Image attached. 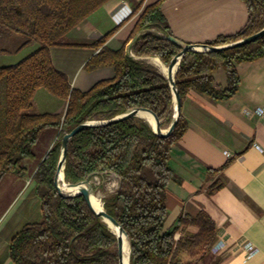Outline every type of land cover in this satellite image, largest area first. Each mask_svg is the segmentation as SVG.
<instances>
[{"label": "trees", "instance_id": "trees-1", "mask_svg": "<svg viewBox=\"0 0 264 264\" xmlns=\"http://www.w3.org/2000/svg\"><path fill=\"white\" fill-rule=\"evenodd\" d=\"M107 1L0 0V40L2 34L20 33L25 40L17 50L37 44L17 63L0 67V181L5 175L25 171L24 162L34 158L33 147L43 130H59L32 175L41 217L24 224L12 238L8 252L14 264H118L116 236L107 224L95 216L83 196L63 197L55 188L61 137L82 122L110 119L132 107L153 111L160 127L170 123L173 102L167 79L152 64L130 56L125 44L116 49L104 45L113 31L90 43L64 42L70 29ZM165 1L157 0L140 13L135 33L143 32L133 43L132 53L158 57L166 66L181 47L164 37L172 35L162 11ZM241 1L247 10L244 25L204 44L231 43L264 27V0ZM63 45L97 49L84 69L112 67L113 77L97 81L86 91L73 88L50 58L49 49ZM262 56L264 36L223 50L186 52L174 76L180 99L189 90L216 100L232 96L239 85L236 64ZM220 68L226 72L224 87L214 84L213 73ZM39 88L64 100L65 110L34 112L33 97ZM185 129L180 115L171 134L160 137L144 119L130 117L83 129L68 141L66 187V182L77 183L95 172L114 173L118 178L117 190L103 197L102 205L126 232L129 264H218L211 254L215 222L207 211L180 215L170 229H164L165 190L173 178L168 165L170 148ZM217 188V183L212 184L209 192Z\"/></svg>", "mask_w": 264, "mask_h": 264}, {"label": "crops", "instance_id": "crops-1", "mask_svg": "<svg viewBox=\"0 0 264 264\" xmlns=\"http://www.w3.org/2000/svg\"><path fill=\"white\" fill-rule=\"evenodd\" d=\"M155 1L108 0L70 29L64 36L69 41L64 42L90 43L113 31L104 45L116 49L125 44L126 50L137 34L135 26L140 13ZM162 11L171 34L184 43H204L219 35L233 34L247 18L241 0H166ZM96 52L97 49L82 45L49 49L53 66L81 91L114 75L112 67L84 70V64ZM130 54L150 64L148 59L154 58L134 56L132 46ZM236 71L239 85L232 96L216 100L189 90L181 100L180 115L186 129L170 148L168 165L173 178L165 190L164 229H170L180 215L193 216L205 210L215 222L211 254L218 258V264H264V115H246L243 111L264 106V56L236 64ZM213 79L217 87H224V69L214 71ZM45 102L37 107L33 100L36 113L64 111L61 102L47 97ZM46 131L45 144L36 148ZM58 135L59 130L54 128L43 130L33 147L34 158L24 162L25 171L5 175L0 181L1 185L7 177H14L6 182L17 187L9 205L22 199L21 209L14 212L4 228L7 231L0 234V264H14L8 252L12 238L24 224L41 217V202L32 175ZM216 183L219 188L210 193V186ZM246 244L253 247L252 251L246 249Z\"/></svg>", "mask_w": 264, "mask_h": 264}, {"label": "water", "instance_id": "water-1", "mask_svg": "<svg viewBox=\"0 0 264 264\" xmlns=\"http://www.w3.org/2000/svg\"><path fill=\"white\" fill-rule=\"evenodd\" d=\"M142 32H143V30L137 32V34L131 40L129 46L126 48V52L130 56H131L130 48L133 45V43L135 42V40L137 39V37ZM262 36H264V27H262L260 30H258L257 32H255V33H253L247 37L241 38V39L236 40V41L231 42V43H227V44H223V45H216V46H210V45L204 44V43H184V42L180 41L179 39H177L176 37H174L173 35L164 36L167 40H169L172 43L181 47V49L171 58L170 62L166 66V68H167L166 74L165 75L163 74L164 77L167 79L169 87L171 89L172 102H173L171 120H170V123L168 124V127L165 130L161 129L160 120L158 119L157 115L153 111L146 109V108H142V107H132L130 109L123 111L120 114L115 115L114 117H112L110 119L88 120V121L82 122V123L78 124L77 126H75L74 128H72L69 132L64 133L63 136L61 137L60 154H59V158H58V161L56 164V170H55L54 179H53L55 188H56L58 194L63 196V197H73V196H78V195L83 196L88 207L95 214V216L97 218H99L103 222H105L107 224V226H108L107 222H110L113 226H116L118 228L119 234H116L111 230L114 233V235L116 236L117 263L118 264H125V254H124V252H125V249H124L125 241H124V238L122 237V235L126 238V240L128 242L126 232L124 231V229L118 224V222L114 218H112L109 214H107V212L103 208L101 210H96L90 201L91 194L95 192L94 188H93V184L91 182V179L93 176H95L97 174H101V173H97V172L91 173L84 180L79 181L77 183L66 182L68 187H78V190L76 192H63L58 185V180H59L60 175L62 176V178L64 180V162H65L66 155H67V144H68L69 139L83 129L117 123V122H120L122 120L128 119L130 117L138 116L140 111L148 112L153 117L154 124H150V126H151V129L153 130V132L155 134H157L160 137L169 136L171 134V132L174 130L175 125H176L178 118L180 116L181 99H180L177 87L175 85L174 76H175V73L177 72V70L179 68V63H180L182 56L188 51H218V50H223L226 48L240 46V45L251 43V42L257 40L258 38H260ZM175 66H176V68H175ZM129 252H130V246L128 243V257H127L128 258V264H129Z\"/></svg>", "mask_w": 264, "mask_h": 264}, {"label": "rangeland", "instance_id": "rangeland-1", "mask_svg": "<svg viewBox=\"0 0 264 264\" xmlns=\"http://www.w3.org/2000/svg\"><path fill=\"white\" fill-rule=\"evenodd\" d=\"M2 35H4V37L0 40V48L5 49V51H0V67L17 63L22 58L27 56L31 51H33L35 47H37V44L32 42L29 45L23 47L22 49L17 50L20 44L25 40V37L20 33H9V34L5 33ZM64 40L69 41V39L65 37ZM158 71L160 70L158 69ZM46 97L51 98V100H53L54 102H61L63 109L65 110L66 102L64 100H61L53 96L44 88H39L36 90L35 95L33 97V100L35 101L36 104L35 106L40 107L41 105L46 103L45 102ZM35 109H33V111H35ZM136 117L145 120L143 116H136ZM167 127L168 124L163 122L161 129L165 130ZM47 132L49 131H46L44 135L40 137V140L36 144V148H39L45 144L46 138L48 136ZM30 161L31 160L29 159L26 160L25 162H30ZM28 166H30L29 163ZM10 178L11 180L14 179V177H7V179H4L5 180L4 183L0 185V234L1 235L5 231H7V229L4 228L8 223L10 217L14 214L16 210L21 209L22 199H20L19 201L18 199H16L12 204L9 205L12 196L17 191L16 185H12V186L6 185L7 180H9ZM91 182L93 184V188L95 191L94 193L98 195L101 200L103 197L114 193L118 187V178L114 173L97 174L92 177ZM67 188L71 189V187H67Z\"/></svg>", "mask_w": 264, "mask_h": 264}, {"label": "bare ground", "instance_id": "bare-ground-1", "mask_svg": "<svg viewBox=\"0 0 264 264\" xmlns=\"http://www.w3.org/2000/svg\"><path fill=\"white\" fill-rule=\"evenodd\" d=\"M149 62H151V64H154L157 68H159V70L165 75L167 72V68L166 66L161 62V60L158 57H154V58H150L148 59ZM176 68V66H175ZM138 116H143L146 120V122L150 125V124H154L153 121V117L151 116V114H149L148 112L145 111H140ZM58 185L60 187V189L63 192H76L78 190V187H73L71 189H68L65 185V181L63 180L62 176L60 175L59 180H58ZM95 193H92L90 196V201L93 205V207L96 210H101L103 208L102 203H101V199L100 197L97 195L95 200H94V204H93V197H94ZM108 223V227L110 228V230H112L114 233L119 234L118 232V228L116 226H113L110 222ZM122 237L124 238L125 244H124V249H125V264H128V242L126 240V238L122 235Z\"/></svg>", "mask_w": 264, "mask_h": 264}, {"label": "built area", "instance_id": "built-area-1", "mask_svg": "<svg viewBox=\"0 0 264 264\" xmlns=\"http://www.w3.org/2000/svg\"><path fill=\"white\" fill-rule=\"evenodd\" d=\"M243 111H244V114H246V115H253L254 114L257 116H261V115H264V106H258L254 109L245 108ZM254 147L261 150V148L258 145H254ZM246 249L248 251H252L253 247L250 244H246Z\"/></svg>", "mask_w": 264, "mask_h": 264}]
</instances>
